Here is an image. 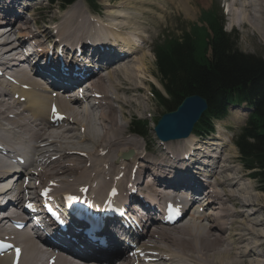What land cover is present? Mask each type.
I'll return each instance as SVG.
<instances>
[{
    "label": "bare ground",
    "instance_id": "bare-ground-1",
    "mask_svg": "<svg viewBox=\"0 0 264 264\" xmlns=\"http://www.w3.org/2000/svg\"><path fill=\"white\" fill-rule=\"evenodd\" d=\"M147 1L148 0L140 1V6H144L143 4L150 5L152 2L156 1L160 2V0ZM239 1H243L240 3L239 9H233L229 6L230 3L228 4V11H230L231 19H233V17L239 18L242 23L244 21L252 31L260 35L263 34L264 36V0ZM13 2L14 1H12L11 4H13ZM137 2V0H133L128 3H120L114 6L117 11L106 10L109 11L108 15L110 18H108V21L102 18L105 20L101 21L103 24H100V22L99 24H95L93 20H87L83 17L82 11L66 14L63 16V19L65 18L64 22L62 18H60L63 23L62 25L72 28V30L75 29V31L70 38L60 35L61 42L59 41L51 47L64 44L67 49H71L70 42L73 44L72 47L78 45L84 46L88 42L92 45L93 43H100L104 47L103 51L92 48L87 51L88 55L84 52V56L87 55L86 60L90 61L87 65H85V62H82V59H70L67 61L68 64L69 62H75L76 64L79 62L80 68L77 73L79 72L80 79H82V77L87 79L86 83L80 84L79 87L73 91L72 99H68L69 96L67 94L63 95V97L59 95L55 97L53 96L55 89H51L50 87L43 89L41 86L44 80L40 78L43 77L46 80L48 79L52 86L56 87V80L53 79L50 81V77H45V74H43V69L47 66L42 69V65L40 64L41 60H43L44 57L47 58L49 54H51L52 49H54L51 47L50 49L48 46L43 47L44 45L52 44L50 41L45 42L43 40L47 38L43 33L45 30H37L39 35H41L40 37L32 32L29 29L31 20L22 17V15H24V12L22 13L23 9H20L18 12H15L16 10L10 7H4L3 10L1 9L0 67L5 68L7 76L17 81V86H9L12 90L8 91L6 82L0 81V154L5 156V158L0 159V200L6 199L8 203L16 201L17 203L15 202V204L19 203L18 205L20 206L25 201L24 194L27 190L38 189L34 188V183L30 184V182L34 180L36 183L40 182V178L45 177L44 175H46L47 170L50 169L52 170V176L60 178V180L54 181V186L50 187L52 190L56 189L54 187H56L58 182L64 184L63 179L69 177L76 178L73 180L77 182L76 185H95V189L92 186L94 191L91 189L94 193L89 192L84 194L82 191H77L76 189H74L75 193L69 191L62 192L63 194L70 193L78 200L89 201L90 199L91 202L92 198L102 199L104 197L105 199L108 190L117 187L116 200L115 202H110V205L121 206L124 212H128V216L132 219L137 217L135 221L140 228V225H145L146 223L144 215L148 216V214L151 215L154 213L153 208H151L153 201L160 206L171 199H180L181 191L179 188L183 187L182 190H184V193H182L186 195L185 204L190 205V208L185 213V216L189 217L185 223H188H183L185 216L180 220L182 225L180 224L179 226L178 224V227H176L177 225L175 224L173 226H165L161 222L159 224L163 226H158L154 231L150 232L152 236L148 237L149 241L147 242H145L146 238L141 239V236L138 238L134 232L131 233L130 229L129 232L131 234L128 236L131 237L132 242H136L137 239L138 241L140 240V242H138L139 246L134 250H145L151 253L148 255V263H143L141 260H136L131 257L128 258L126 264H158L160 262L161 264H168V262L173 264H264L263 261H261L263 252L259 251L260 253H257L259 248L264 245V241H262L263 243L258 249L257 247L254 248L250 246L247 249L239 251V247L235 244L244 240L246 237L245 235H248L242 233L243 228H237V230L240 231L238 234L232 232L228 234L229 236L227 238L223 237L227 228L234 229L233 223L236 222H223L227 219L221 221L222 218L227 217V214L218 213L217 209L223 210L225 201H231L232 204L243 208L247 204H254L253 200L257 198L252 200L250 196L241 197L235 193L233 188L227 186L229 183L232 185L236 184L238 179H240L230 175L232 167H228V165L224 163L222 167H220V172H216V166L212 170V173L209 171L208 174H204V178L208 177L212 180L209 184L201 183L202 180L199 181V179H195L197 172L192 173L193 176L190 175L185 177L186 174H189L191 166L198 164L201 159L195 160V158H189L188 161L191 166L186 164L183 169H176L174 166V161L176 159H178L177 164L181 163L179 158H175V160L170 159V161H167L168 164L160 162L165 169H159L160 164L156 157H150L151 161H148L149 154L144 155L137 152L140 149L138 137L135 135L130 137L128 135L130 128L125 129V123L127 122H125V114L131 115L147 109V104L143 101L139 92H141V89H147L146 87H149V85L143 84L138 80L143 81V76L148 72L149 60L144 55L140 58H134L143 48L141 46L142 42L139 43L141 38L138 36V33H136V27L134 29L132 26L119 23L117 25L124 26L129 30L125 32L116 31L114 29L113 33H101L98 29L91 28L105 26L111 29L109 27L111 24L110 21H119V19H114L112 17L126 18L124 16L126 12L124 11L125 9L129 11L133 10V12L127 14V19L129 21L135 20L136 22V17L143 15L138 14L136 12L137 10L133 8L134 6L131 9H129V7L135 5ZM161 2L163 4L170 3L168 0H162ZM108 7H110V4H108ZM9 13L13 14L10 19H8V16H10ZM9 22L10 24L14 23L12 28L8 27L10 29L6 32L2 31L6 28L3 27V25ZM233 26L235 25L233 24ZM57 32L58 31H56V33ZM13 36H16L14 40L11 39ZM83 39L89 40L82 41ZM26 41H31L30 43L34 45V51H32L31 56L37 58L35 62H32L31 73L21 68L27 63L31 64L30 56H27L26 59L21 58V53L19 52ZM107 43H111L115 51L108 49ZM138 45L139 47L141 46V48L137 47ZM26 48L28 55V51L31 50V48ZM131 59H135L132 63V69L127 70L125 66H127ZM52 62L53 56L50 61L51 65ZM57 72H59L58 69L51 73V75H55ZM71 78L75 80L73 82L74 84L81 82L80 79L78 80L79 77L75 78L70 75L69 79ZM49 90L50 92H48ZM9 94L13 96V100L11 99L13 103L11 105H9V101L7 102L5 100ZM121 94H126V97L121 96ZM52 104L57 108L56 115L62 117L60 121H54L55 115L50 113ZM25 113L28 114V116ZM2 121H6L8 128L1 126ZM73 121L74 124L71 123ZM130 122L131 120L129 121V125ZM74 131H77L78 135H76ZM130 134L132 133L130 132ZM13 136L17 140V143H15L16 147H13L11 143ZM215 137L219 139L220 136ZM195 138L194 135H189L185 139L177 140L180 143L174 141L175 145L173 146H178L179 148H190L192 146L196 154L201 153V147ZM172 142L173 141L166 142V144ZM68 144H71V146H68ZM163 144L161 145L163 146ZM171 146L172 145H164L163 147L168 149ZM131 150L133 151L132 156L126 163L121 157ZM50 151H54L56 155L52 164H55L56 160L60 159L59 162L51 167L49 165L51 161L48 162L46 159L47 156H45V154ZM73 151L74 153L72 154L71 152ZM135 151L137 153H135ZM115 156V161L119 164L118 166L111 164V160L113 158L115 159ZM82 157H84L83 160ZM21 159H24V164L19 165L18 161ZM64 159L65 161L62 162ZM169 162L173 163L170 164ZM182 165L183 164H180L179 167H182ZM142 166L145 168L143 169ZM149 166L154 167L156 171L151 175L150 173L143 175L148 170ZM225 166L228 168L225 169L226 177L223 178L222 184L229 190L219 192V188L217 189L218 186L221 187L219 178ZM53 167L57 168L56 170L59 171V174H53ZM101 167H103V169ZM200 167L203 168V171L209 168V166H205L204 162ZM134 168L135 170L133 172L132 170ZM85 169L91 170V172L87 173L88 175L86 174L87 176H84L86 172ZM192 170L199 171V168L195 167L192 168ZM81 173L83 179L81 178V182L78 183V181H80L78 177ZM119 174L120 179H117ZM16 176H18V178L15 183H10L6 187H2L3 183L8 182L9 179H15ZM23 176L28 179L27 184L24 185L23 183L21 184L24 180ZM147 176L150 177L149 180ZM20 177H23V179ZM145 179L147 180L145 181ZM242 181H244V177L239 181L240 186H243ZM14 184H21L20 188L13 190ZM57 185H59V183ZM65 185L67 186V190L72 186V184L68 183ZM143 185L145 186L143 187ZM209 186L211 189L207 190ZM133 189L139 190L136 194L132 195ZM212 190H214V192H212ZM240 191L242 192V190ZM144 192L149 193L148 196L151 198V204H146L147 198L142 194ZM76 193H80L82 196L77 197L75 196ZM247 194L249 195V191ZM52 195L55 199L61 196V194H54L53 192ZM93 196H95V198ZM33 198L36 200L37 194L33 195ZM86 204L91 208H99L100 206L99 202ZM140 205L143 209L139 208ZM197 205V211L203 206L204 210L210 211L209 214L205 216L206 219L211 222V226L206 227L200 225L203 219L195 214L197 212L194 208ZM134 206L138 207L134 208ZM227 207L230 206L228 205ZM258 207L262 209L260 212H263L264 215V205L260 204ZM252 210L253 208H249L245 212L248 214ZM9 211L10 210L5 209L4 211H0V214H6ZM139 214L141 215L140 217L138 216ZM255 216L259 219L261 215L258 214ZM8 217L7 215H3L1 220H8ZM150 219L153 218L150 217ZM105 222H107V220ZM237 222L241 225L245 223V219L238 218ZM116 223V220L110 221L103 229L102 236L105 237L108 244L106 250L112 247H118L121 250L128 247V245H123L124 241L127 239V237L124 236L128 234V229H126L125 223L122 221H118L120 228ZM108 226H110V228H108ZM147 233H149V231ZM6 234L8 235V233ZM236 235L238 236L235 237ZM12 236L13 238L9 240L21 246L19 264H47L50 262H54V264H106L108 260V258L105 257V254L108 253L106 250L102 251L97 249V253L91 250H84L82 253L79 251H77V253L72 251V249L77 247V244H82L80 238H77L74 243H71V246H69L71 249L66 251L65 255L62 254L61 251L55 253L53 250H49L48 247H44L41 245L43 243L40 239L39 241H35L24 234ZM140 243H142V247H140ZM131 244L132 243H130L129 246ZM231 245L234 246L232 247ZM170 250H172V254ZM154 251L162 252L166 257L161 255L162 257L159 256L158 258V254L154 253ZM164 260H167V262H163ZM0 264H11L9 254L0 256Z\"/></svg>",
    "mask_w": 264,
    "mask_h": 264
},
{
    "label": "rangeland",
    "instance_id": "rangeland-1",
    "mask_svg": "<svg viewBox=\"0 0 264 264\" xmlns=\"http://www.w3.org/2000/svg\"><path fill=\"white\" fill-rule=\"evenodd\" d=\"M12 1H14L15 3L13 2V4H11ZM103 1L102 0H95V3H94L95 9H92L91 7H89L86 0H76L72 4H70L69 6H67L63 10H61L59 8L58 2H56V1L50 2L49 0H1L0 1V12L4 9V7H8V6L11 8H14L16 10L15 12H18L20 9H23L22 13L24 12L23 13L24 15H22V17H24L25 19L29 18L31 20L29 23V29L32 32L36 33L40 37L41 35H39L37 30L38 29L41 31L45 30L46 32L45 31L43 32L44 35L47 37V38L43 39L45 42L50 41V43H51V42H54V40L61 42L60 35L66 36L67 38H70V37H72V35L74 34V31H75V29L72 30V28H69V27L62 25L63 23H62L60 18H62V20L64 22L65 18L63 19V16H65L66 14L74 13L77 11H82L84 18H86L87 20H90V19L93 20V22L95 24H99V22L101 24L102 20L106 19L108 21V18H110L108 15L109 11H112V10L117 11L114 6H116L120 3H123V2L124 3H128L129 1L132 2L133 0H108L109 2L107 0H103ZM137 1L138 2L135 5H131L129 7V9H131L134 6L133 8L135 10H137L136 12L140 15H143L140 17L139 16L136 17L138 22L137 21L135 22V20L129 21L127 19L128 18L127 14L133 12V10L129 11V10L125 9L124 11H126V12L124 13V16L126 18L122 19V17H112L114 19H119V21H116V20L110 21L111 24L109 25V27L111 29H109L108 27H105V26L104 27L100 26V27H96V28L90 27V28L91 29H98L99 31H101V33H106V32L107 33H113L114 29L116 31H125V32L129 30L124 26L117 25L119 23L126 24L128 26H132L134 29L136 27V29H137L136 33H138V36L141 38V41H139V43L142 42L141 46L143 48L139 53H137L134 56V58H140L144 55L149 60L148 61V63H149L148 64V72L145 73V75L143 76V81L138 80V81H141L143 84L149 85V87H146L147 89H141V92H139V95L142 97L143 101L146 102V104H147V109H145L144 111H141L139 113H133L131 115L125 114V119H126L125 122L127 121L125 123L126 124L125 129L130 128L129 121L132 119L140 120L141 122H143L146 125V137H144L145 139L143 137H138V140L140 141V145H139L140 149L137 152L142 153L144 155L149 154L150 156L147 159L148 161H151L150 157H153V156L157 158L159 164H160V162L164 163V164H168L167 161H170V159L175 160V158H179V160L182 159L184 161V160L188 159L187 156L184 155V152L187 151L188 147L187 148H179L178 146H173V145H175V142L173 141L172 143L163 144V146L164 145H167V146L172 145L171 147L166 149L165 147H163L161 145V143H159V141L156 139V135L154 133L153 124L155 125L156 122L160 119V117L162 115H164L168 112H172L175 108L172 106L165 107V106L161 105L151 95L152 90H154V91L158 92L162 97L166 98L163 90L161 89L160 85L158 84V73H157L156 67H155V59L153 56V50L156 47V45H159L161 43L163 38H170V37L177 38L182 33L189 32L190 27H192L194 25L198 26V27L205 26L203 24L202 17L200 18V15L203 14L204 12L207 14H210L211 16H216L219 14V12L222 13L223 11H222L221 7H222V2H224V0H168V2H170L168 4H163L161 2L162 0H160V2L159 1L152 2V4H150V5L149 4L148 5L143 4L144 6H142V5L140 6V4H139V2L142 0H137ZM149 1L150 0H148L147 2H149ZM236 1L231 0L229 6L233 9H239V6L241 5L240 3H242L243 1L242 2H240L239 0H236ZM104 4H105V7H104ZM108 4H110V7H108ZM70 8H71V11H70ZM121 8H122V5H121ZM106 10H109V11H106ZM130 17H132V16H130ZM102 18H104V19H102ZM231 18L232 17H227V19H226L223 16L224 28L229 30V27H231V33L235 34L234 36H235V40H236L235 44H236L237 51L242 53V54L251 55L253 57H257L261 60H264V36H263V34L260 35V34L256 33L255 31H252L249 28V26L244 21L242 23V21L239 18H235V17H233V19H231ZM96 22H98V23H96ZM115 22H118V23H115ZM132 22H133V25H132ZM135 24L136 25L138 24V25L136 26ZM233 24L235 26H233ZM16 26H15V28H16ZM62 27H64V28H62ZM56 31H58V32L56 33ZM89 39H91V38H89ZM89 39H83L82 41H84V40L86 41ZM70 43H71L70 46L72 47L73 44H72V42H70ZM141 46L139 48H141ZM43 47H46V45ZM52 51L54 53V49ZM134 60L135 59H133V60L131 59V61H129L127 66H125V67H127L126 68L127 70L132 69V65H133L132 63ZM121 96L126 97V94L125 95L121 94ZM12 97L13 96H10V94H9L5 98V100L7 102L9 101L8 102L9 105H11L13 103ZM246 114H247V112H245L242 107L241 108L229 107L228 115L223 120H219V121H216L214 123V133L212 135H210L208 138H198V141H199L198 144L201 147V153H198V154L195 153V156H196L195 160L201 159L200 162L201 163L204 162L205 166H209V168L205 169V171H203V168L200 167L202 164H200V163H198L199 165L196 164L195 166H191L190 164H188L191 166V168H190L189 174L185 175V177H187V176L192 175V173L197 172L195 179H197V180L199 179V181L202 180L201 183L203 182L204 184H209V182H211L212 180H210L208 177L204 178L203 177L204 174H206V173L208 174L209 171H211V173H212V170L216 166H217L216 172H220V167H222V165L225 163L226 165H228V167L229 166L232 167V169L230 170V175L234 176V177L236 176L237 178H240V179H238V182L236 184L232 185L231 183H229V185H227V186H230L229 188H233L235 193L241 197H249L250 196V199H252V200L257 197L255 200H253L254 204H247L243 208H240L239 206L232 204L231 201H225V206L223 207L224 209L223 210L217 209L218 213H226L227 214V217L222 218L221 221L223 219H227L223 222H225V223L234 222V221L236 222V223H233L234 229H228V228L226 229V233L223 236L224 238H227L229 236L228 234L232 233V232L238 234L240 231H238L237 228H243L242 233L248 234V235H245L246 237L244 240H241V242H239L238 244H235L239 247V249H240L239 251H242L243 249H247L250 246L254 247V248L257 247V249H258V247L262 245V243H263L262 241H264V236H263V234H264V215H263V212H260L262 209L258 207V206H260V204L264 205V194L261 191H258L259 184L256 183L254 180L250 179L248 176V173L241 167L239 159H238V153L236 151V148L233 145L236 136L239 134L240 127L243 126L242 123L245 119ZM26 115L28 116V114H26ZM71 123L74 124V121ZM1 126L4 128L5 127L8 128L6 121H2ZM73 127H74V125H73ZM130 132H131V130H130ZM130 132L128 135L131 137L134 134H130ZM74 133L76 135H78L77 131H74ZM129 136H127V137H129ZM215 136H220L219 137L220 140L218 138L216 139ZM11 141H12L11 142L12 146L16 147L15 143H17V140L14 136H13V139H11ZM177 142H179V141H177ZM68 146H71V144H68ZM148 148H149V150H148ZM190 148H192V146ZM190 148H188V149H190ZM137 152L135 151V153H137ZM166 152L168 153V155ZM71 153L73 154L74 151ZM45 156H47L46 159L48 162L51 161V163L49 164L50 167L55 165L57 162L60 161V159H57L56 163L52 164L53 160H55V158H56L54 151H50L49 153H46ZM1 158H5V156L0 154V159ZM83 159H84V157H82V160ZM115 160H116V156H115V159L113 158L111 160V164L118 166L119 164ZM177 160L178 159H176L174 161L175 162L174 166L176 167V169H179V168L183 169L185 164L180 163L183 165H182V167H179L180 164H177ZM63 161H65V159L62 160V162ZM127 161H129V160H125L126 163H127ZM162 161H164V162H162ZM224 161H226V162H224ZM169 163L172 164L173 162H169ZM195 167L199 168V171L192 170V168H195ZM228 167L225 166V168H223V170L221 171L219 183H220V186L222 187V189H221V187L218 186L217 189L219 188L218 189L219 192L224 191V190H229V189L225 188L222 184L223 178L226 177L225 169H227ZM101 168L103 169V167H101ZM142 168L144 169L145 167L142 166ZM56 169L57 168L53 167V174L54 175L59 174V171H57ZM159 169H162V170L164 169L161 164L159 166ZM85 170H86V172L84 173V176L87 173L91 172V170H88V169H85ZM51 171L52 170H50V169L47 170L46 175H44L45 177L40 178L41 179L40 182L36 183L34 180V181L30 182V184L34 183V185L38 189L42 188V186L43 187L44 186L47 187V185L50 186V184H51L50 187H53L54 181H58V179L60 180V178L52 176ZM132 171L134 172V170H132ZM154 171H156L154 169V167L149 166L148 170L143 175L148 174V173H150V175H151L152 173H154ZM79 175L80 176L78 177V179L80 180L83 176H82V173ZM215 176H217V175H215ZM243 177H244V181H242L243 186H240L239 181L242 180ZM16 178H18V176H16ZM151 178H152V176H151ZM13 179L14 178H12L11 180L9 179L8 182L3 183V185L4 184L5 185L4 186L2 185V187H6L8 184L11 183V181ZM65 179H63L64 184H61L60 182H58L59 185H57L58 183L56 184V187H54L56 189L52 190V192L54 194H61L62 195L63 194L62 192H67V191H69L71 193H75L74 189H76L77 191H82L84 194H87L89 192L94 193L91 191V189L94 191V189L96 188L94 184L93 185L87 184L86 186H84L85 184H77L76 185L77 182L73 181L76 178H73V177L67 178L66 181H65ZM117 179H120V174L118 175ZM147 179L149 180L150 177L147 176ZM147 179H145V181ZM167 179H168V177H167ZM80 182H81V180L78 181V183H80ZM67 183L72 184V186H70L69 187L70 189L68 188V190H67V186L65 185ZM35 186H34V188H35ZM92 186L94 187V189L92 188ZM144 186L145 185H143V187ZM71 187H74V188H71ZM236 187H238V188H236ZM247 187H248V189H247ZM15 188H17V186H14L13 190ZM182 188L183 187L179 188V190L181 191V195H180L181 197L183 194L182 192H184V190H182ZM116 189H117V187H116ZM209 189H211L210 186L207 188V190H209ZM239 189L242 190V192ZM248 191H249V195L247 194ZM212 192H214V190H212ZM145 193L149 194L148 192H145ZM104 195H105V192H104ZM75 196L81 197L82 195L80 193H76ZM93 197L95 198V196H93ZM85 199H88V198H85ZM100 200L101 199H93L94 202H98ZM199 205H201V204H199ZM228 205L230 207H227ZM196 208H198V205L194 208V210L197 212L195 214L199 215L203 219V221L201 222L200 225L206 226V227L211 226V222L208 219H206V216H205V215L209 214L210 211L209 210L206 211V209L204 210V206L198 211ZM249 208H253V210L251 212H249L248 214H246L245 211L248 210ZM202 210L204 211V213ZM258 214L261 215L259 219L257 218V216H255ZM238 218H244L245 219V223L241 224L242 226L237 222ZM188 219H189V217H185V219H183L184 220L183 223L187 224L188 222L187 223H185V222ZM241 221H243V220H241ZM180 224H179V226H180ZM176 227H178V224ZM154 230H155V228L151 227L149 229L147 228V230L141 231V235L143 236V238H146L145 242L149 241L148 237L152 236L150 234V232H152ZM145 231H147V232L149 231V233L146 234ZM164 231H167V230H164ZM145 234H146V237H145ZM237 236L238 235H236L235 237H237ZM231 246L233 247L234 245H231ZM140 247H142V243H140ZM170 251H171L170 253L172 254V250H170ZM259 251L263 252V253L261 252L262 253L261 257L264 258V245L261 248H259L257 253H260ZM154 253L158 254V258L161 255L166 257L162 252L154 251ZM262 258H261V261H263V263H264V259H262ZM163 262H167V260H164ZM158 264H161V262Z\"/></svg>",
    "mask_w": 264,
    "mask_h": 264
},
{
    "label": "trees",
    "instance_id": "trees-1",
    "mask_svg": "<svg viewBox=\"0 0 264 264\" xmlns=\"http://www.w3.org/2000/svg\"><path fill=\"white\" fill-rule=\"evenodd\" d=\"M56 1L60 8L76 0ZM95 9V0H86ZM206 26H192L179 37L165 38L154 50L158 83L166 98L153 91L163 106L176 108L188 96L207 102V110L195 124L197 134L207 136L213 122L226 117L229 107L245 104L250 111L234 140L241 167L264 193V60L237 51L234 34L223 31V18L201 14ZM134 134L146 137V125L130 123Z\"/></svg>",
    "mask_w": 264,
    "mask_h": 264
},
{
    "label": "water",
    "instance_id": "water-1",
    "mask_svg": "<svg viewBox=\"0 0 264 264\" xmlns=\"http://www.w3.org/2000/svg\"><path fill=\"white\" fill-rule=\"evenodd\" d=\"M206 108V101L197 95L184 98L175 111L162 115L156 123L154 133L157 139L166 142L186 138Z\"/></svg>",
    "mask_w": 264,
    "mask_h": 264
},
{
    "label": "snow or ice",
    "instance_id": "snow-or-ice-1",
    "mask_svg": "<svg viewBox=\"0 0 264 264\" xmlns=\"http://www.w3.org/2000/svg\"><path fill=\"white\" fill-rule=\"evenodd\" d=\"M70 199H71V197H70Z\"/></svg>",
    "mask_w": 264,
    "mask_h": 264
}]
</instances>
